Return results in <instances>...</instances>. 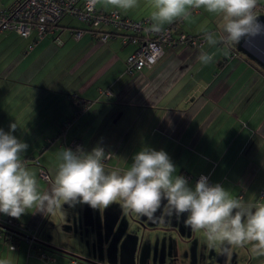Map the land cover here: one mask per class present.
Instances as JSON below:
<instances>
[{
	"label": "crops",
	"instance_id": "obj_1",
	"mask_svg": "<svg viewBox=\"0 0 264 264\" xmlns=\"http://www.w3.org/2000/svg\"><path fill=\"white\" fill-rule=\"evenodd\" d=\"M18 1L0 0V8ZM257 7L256 14L264 12V0ZM96 8L135 20H151L153 11L147 0L127 11ZM191 13L162 27L174 25L176 34L192 37L196 46L166 49L156 64L132 74L125 68L132 44L121 45V36L100 43L75 18H63L40 40L35 33H0V128L7 132L16 122L13 134L29 146L21 159L35 172L41 194L52 191L65 147L60 124L68 121L65 142L79 140L86 151L103 147L111 153L106 171L127 170L144 147L163 149L177 175H206L245 203L264 202V68L238 52L236 44L208 45L204 30L221 36V17L204 8ZM78 30L83 35L75 40L71 34ZM202 51L213 54L206 66L198 60ZM84 101V110L72 118ZM42 169L49 182L41 180ZM39 211L29 209L8 227L18 232L13 233L18 240L0 232V259L11 264H240L249 259L255 264L251 245L209 248L202 233L185 226L184 217L151 222L120 203L98 210L64 205L63 212ZM9 218L0 214V227ZM24 227L32 229L33 242L25 238Z\"/></svg>",
	"mask_w": 264,
	"mask_h": 264
},
{
	"label": "clouds",
	"instance_id": "obj_2",
	"mask_svg": "<svg viewBox=\"0 0 264 264\" xmlns=\"http://www.w3.org/2000/svg\"><path fill=\"white\" fill-rule=\"evenodd\" d=\"M89 2L124 11L138 6V0ZM257 4L258 0H147L153 9L150 30L160 32L165 23L187 20L192 9L204 8L222 19L221 36L204 30L207 44H238L264 32V21L255 13ZM198 60L206 66L213 54L202 51ZM17 128L16 122L7 132L0 128V214L19 219L33 207L39 212L45 207L49 212H63L64 205L98 210L120 203L126 212L151 222L184 217L185 226L202 233L209 248L230 251L231 247L251 245L254 257L264 256V202L245 203L204 176L190 186L185 176L176 174V165L163 149L142 148L132 157L131 166L121 172L106 171L104 161L111 153L99 145L91 151L80 146L75 151L63 148L52 191L41 194L35 172L21 159L29 146L13 134ZM0 264L11 262L0 259Z\"/></svg>",
	"mask_w": 264,
	"mask_h": 264
},
{
	"label": "built area",
	"instance_id": "obj_3",
	"mask_svg": "<svg viewBox=\"0 0 264 264\" xmlns=\"http://www.w3.org/2000/svg\"><path fill=\"white\" fill-rule=\"evenodd\" d=\"M256 9L259 10L258 7ZM65 17L75 18L81 23L83 22L93 31V37L100 43L121 36V45L132 44L134 50L125 61V68L130 74L140 71L143 67L156 64L166 49H173L179 44L196 46L192 37L176 34L174 25L162 27L160 32H153L150 30L151 20L147 18L135 20L118 10L107 12L97 10L96 5L90 4L89 0H19L11 8H0V33L14 31L22 37H28L31 33H35L36 40H40ZM102 27H108L110 30H103ZM71 35L77 40L83 35V32L78 30ZM101 93L108 95L109 91ZM84 108L85 106H81L75 110L72 118L81 114ZM68 125L69 122L64 121L60 131L65 134ZM71 143L73 149H76L77 146L81 147L77 140H73ZM39 176L45 182L51 180L44 169L40 171ZM183 176L188 181H193L194 185L202 176L209 180L208 176L202 174L196 177L186 174ZM209 183H211L210 180ZM260 194L261 197H264V192ZM14 224H18L17 219L10 217L4 226L10 227ZM24 228L27 231L25 238L33 242L35 236L32 234V229ZM1 230L4 228L0 227V232ZM40 257L44 258L45 256L40 254Z\"/></svg>",
	"mask_w": 264,
	"mask_h": 264
},
{
	"label": "water",
	"instance_id": "obj_4",
	"mask_svg": "<svg viewBox=\"0 0 264 264\" xmlns=\"http://www.w3.org/2000/svg\"><path fill=\"white\" fill-rule=\"evenodd\" d=\"M259 17V20L264 21V12L256 14ZM257 36V35H255ZM255 36H249L243 39L240 43L236 44V50L245 55L248 59L254 61L259 64L262 68H264V42H262V48H256ZM259 36H262L264 39V32H261ZM2 228L9 230L10 232L17 233L15 230L8 228L6 226H2ZM85 261V259H81Z\"/></svg>",
	"mask_w": 264,
	"mask_h": 264
},
{
	"label": "rangeland",
	"instance_id": "obj_5",
	"mask_svg": "<svg viewBox=\"0 0 264 264\" xmlns=\"http://www.w3.org/2000/svg\"><path fill=\"white\" fill-rule=\"evenodd\" d=\"M255 42H256V48H258V49H261L262 48V42H264V39H262V36H259V35H257V36H255ZM110 122H111V119H110ZM101 122H98V124H100ZM121 126V125H120ZM120 126H118L119 128H120ZM60 128H61V124H60ZM119 129H117V131H118ZM116 131V132H117ZM121 132L122 131H118V133H116V137H118L119 136V134H121ZM61 134H59L60 136H61V140H60V143L62 142L63 143V145L65 146L64 148H71L73 151H75V149H73L72 148V143L71 142H73V140H70L69 142L67 141V142H65V135H66V132H65V134H64V132H60ZM114 139H116V140H118V138H114ZM79 142V141H78ZM61 143V144H62ZM80 144H81V142H80ZM81 147H82V144H81ZM57 161H59L60 162V159H58ZM257 202H261V200H257ZM61 222H63L62 220H61ZM58 225H59V222H58ZM58 225H55L56 227L58 226ZM136 229H138V226H136ZM56 231H61V230H59V228L56 230ZM54 237H55V234H52ZM87 250V252H88V249H86ZM98 257H99V254H98ZM108 259V256L106 257V261H108L107 260ZM80 261V260H79ZM79 261H77L78 262V264H82V262H79ZM252 261H255V264H264V256H261V257H253V259H252ZM240 262V264H250L249 263V259H248V261L246 262V263H244L243 261H239ZM152 264H154L153 262H152ZM163 264H165V263H163Z\"/></svg>",
	"mask_w": 264,
	"mask_h": 264
},
{
	"label": "trees",
	"instance_id": "obj_6",
	"mask_svg": "<svg viewBox=\"0 0 264 264\" xmlns=\"http://www.w3.org/2000/svg\"><path fill=\"white\" fill-rule=\"evenodd\" d=\"M86 27H87V25H86ZM87 30H89L91 32V34L93 33V31L91 29H89L88 27H87ZM85 105H86V102L84 101L82 104L80 103V105H77V106L81 107V106H85ZM76 110H78V109H76ZM77 141H79V140H77ZM1 232L4 234L3 235L4 237H7L8 235H10L11 237L14 238V240L19 239L18 237H16V235L13 234V232L11 233L9 230H1Z\"/></svg>",
	"mask_w": 264,
	"mask_h": 264
},
{
	"label": "flooded vegetation",
	"instance_id": "obj_7",
	"mask_svg": "<svg viewBox=\"0 0 264 264\" xmlns=\"http://www.w3.org/2000/svg\"><path fill=\"white\" fill-rule=\"evenodd\" d=\"M146 254H147L146 251H142V256H141V258H143V256L146 255ZM141 258H140V259H141Z\"/></svg>",
	"mask_w": 264,
	"mask_h": 264
}]
</instances>
